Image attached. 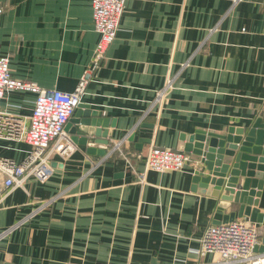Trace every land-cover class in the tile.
Here are the masks:
<instances>
[{
    "label": "crops",
    "instance_id": "obj_1",
    "mask_svg": "<svg viewBox=\"0 0 264 264\" xmlns=\"http://www.w3.org/2000/svg\"><path fill=\"white\" fill-rule=\"evenodd\" d=\"M233 1L127 0L92 70L98 35L90 0H0V57H8L11 76L71 93L88 73L79 103L88 110L76 107L71 118L100 114L115 125L109 142H122L105 157L88 153L94 138L76 143L83 126L72 125L76 132L64 133L74 150L53 157L46 183L28 178L4 195L0 177V264L212 263L194 250L209 225L240 205L220 210L219 198L191 190L202 168L193 160L180 172L146 171L143 184L138 174L150 148L177 150L181 135L264 123V0ZM170 77L171 91L156 101ZM4 95L0 112L26 121L35 96ZM140 139L150 143L137 151ZM29 149L0 139V158L20 163ZM256 205L264 215V184ZM263 248L259 238L252 262L264 264Z\"/></svg>",
    "mask_w": 264,
    "mask_h": 264
},
{
    "label": "built area",
    "instance_id": "obj_2",
    "mask_svg": "<svg viewBox=\"0 0 264 264\" xmlns=\"http://www.w3.org/2000/svg\"><path fill=\"white\" fill-rule=\"evenodd\" d=\"M127 0H90L92 26L98 35L92 54L91 69H97L113 43L124 13ZM239 0H234L235 5ZM1 13V12H0ZM88 73L82 75L71 93L57 89H42L33 83L17 80L11 76L8 57H0V100L7 91L26 92L35 96L31 114L23 118L0 112V139L25 143L30 149L20 163L8 158H0L2 192L23 188L28 178L46 183L52 176V159L55 156L66 158L74 150V145L64 133L65 125L79 105L87 84ZM173 77L166 80L156 94L161 100L172 89ZM121 143L109 149L111 154L120 149ZM144 171L138 174L139 184H143L146 171L154 173L180 172L190 163L191 156L180 150L152 147L145 155ZM47 203H44L45 205ZM17 225L9 227V231ZM200 248L194 250L200 255H211V264H256L252 262L253 249L257 238L256 224L246 217L230 222L212 224L200 238Z\"/></svg>",
    "mask_w": 264,
    "mask_h": 264
},
{
    "label": "water",
    "instance_id": "obj_3",
    "mask_svg": "<svg viewBox=\"0 0 264 264\" xmlns=\"http://www.w3.org/2000/svg\"><path fill=\"white\" fill-rule=\"evenodd\" d=\"M77 107L88 110L84 105ZM89 116L94 119H89ZM76 124L83 127L77 126V135L82 138L75 142L87 145L83 136L93 137L87 152L105 157L109 148L114 146V143L109 142L112 135L107 129L110 125L115 128L113 121L110 123L107 119H102L100 114L78 112L66 123L65 131L70 134L76 132L72 127ZM143 127L152 129L146 125ZM133 137L131 135L129 141ZM179 140L177 150L185 152L193 161L202 165V168L193 171L191 190L219 198L220 210L229 207L230 203L240 205L237 214L232 212L225 215L222 222L215 223L233 221L237 215L238 218L247 217L249 222L256 225L262 224L264 215L256 209L257 198L264 184V123L261 118L255 119V123L248 128L230 127L221 135L197 131L189 136L181 135ZM149 143L148 139H140L137 151L142 150L143 144ZM55 165L56 163H51L53 168ZM257 238H261L264 245L263 226L257 228ZM260 251L264 252V248Z\"/></svg>",
    "mask_w": 264,
    "mask_h": 264
}]
</instances>
